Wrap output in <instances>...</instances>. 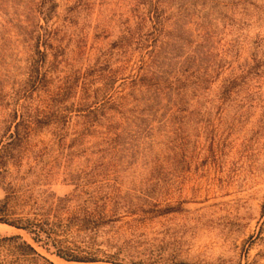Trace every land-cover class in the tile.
Returning <instances> with one entry per match:
<instances>
[{
	"label": "rangeland",
	"instance_id": "1",
	"mask_svg": "<svg viewBox=\"0 0 264 264\" xmlns=\"http://www.w3.org/2000/svg\"><path fill=\"white\" fill-rule=\"evenodd\" d=\"M57 107L19 151L53 177L25 184L89 211L118 189L126 260L264 264V0H0V137Z\"/></svg>",
	"mask_w": 264,
	"mask_h": 264
},
{
	"label": "trees",
	"instance_id": "2",
	"mask_svg": "<svg viewBox=\"0 0 264 264\" xmlns=\"http://www.w3.org/2000/svg\"><path fill=\"white\" fill-rule=\"evenodd\" d=\"M55 8L51 2L47 12H43L46 22ZM46 56V52H40L37 48L28 69L29 86L34 87L44 81L47 74ZM61 112L60 107L44 110L41 113L46 120L44 124L39 116L27 120L23 112L18 114L15 111L11 118L12 132L8 130L0 137V188L3 191L0 199V224L25 232L34 244L66 263L142 264L126 260L128 258L122 246L127 245L128 241L124 237L122 245L118 244L121 241L118 236L121 227L118 225L124 217L133 216L140 211L134 209L132 204L118 202L121 200L118 189L95 199L92 210L89 211L86 208L71 209L73 199L59 198L46 190L36 192L34 187L25 184L31 176L43 182L53 177L50 171L20 173L19 151L28 137L29 126L36 128L39 125H49L52 118ZM97 112V109L89 110L88 115H95ZM11 167L16 170L12 171ZM82 177L91 179L97 178V175L82 173ZM108 233H112L115 240L98 241L100 234ZM0 264L53 263L21 236L12 235L0 236Z\"/></svg>",
	"mask_w": 264,
	"mask_h": 264
},
{
	"label": "bare ground",
	"instance_id": "3",
	"mask_svg": "<svg viewBox=\"0 0 264 264\" xmlns=\"http://www.w3.org/2000/svg\"><path fill=\"white\" fill-rule=\"evenodd\" d=\"M0 229L1 230H13V231H15V232H20V231H18V230H15V229H13V228H10V227H8V226H5V225H0ZM23 233V232H22ZM52 259L57 263V264H73V263H66V262H64V261H62V260H60V259H58V258H56V257H52Z\"/></svg>",
	"mask_w": 264,
	"mask_h": 264
},
{
	"label": "water",
	"instance_id": "4",
	"mask_svg": "<svg viewBox=\"0 0 264 264\" xmlns=\"http://www.w3.org/2000/svg\"><path fill=\"white\" fill-rule=\"evenodd\" d=\"M75 264H78V263H75Z\"/></svg>",
	"mask_w": 264,
	"mask_h": 264
}]
</instances>
